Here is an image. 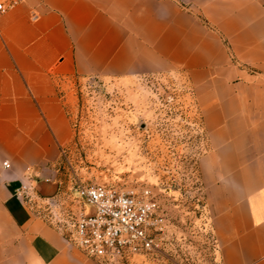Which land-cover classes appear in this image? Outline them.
<instances>
[{"label":"crops","instance_id":"obj_1","mask_svg":"<svg viewBox=\"0 0 264 264\" xmlns=\"http://www.w3.org/2000/svg\"><path fill=\"white\" fill-rule=\"evenodd\" d=\"M139 74L187 80L218 260L264 264V0H23L1 14L0 264H101L15 191L39 176L41 197L58 192L73 136L60 83Z\"/></svg>","mask_w":264,"mask_h":264},{"label":"rangeland","instance_id":"obj_2","mask_svg":"<svg viewBox=\"0 0 264 264\" xmlns=\"http://www.w3.org/2000/svg\"><path fill=\"white\" fill-rule=\"evenodd\" d=\"M60 87L73 136L53 165L59 189L44 198L36 192L40 177L31 182L50 221L74 232L83 187H148L165 213L160 247L104 264H220L198 167L207 139L187 80L74 77Z\"/></svg>","mask_w":264,"mask_h":264},{"label":"built area","instance_id":"obj_3","mask_svg":"<svg viewBox=\"0 0 264 264\" xmlns=\"http://www.w3.org/2000/svg\"><path fill=\"white\" fill-rule=\"evenodd\" d=\"M22 1L0 0V15ZM3 167L9 168L10 163L4 161ZM15 193L32 211L44 210L31 183L23 182ZM79 195L84 207L76 215L74 232L57 228L88 258L104 264L122 255L147 254L160 247L165 213L150 188L119 190L91 185L81 188Z\"/></svg>","mask_w":264,"mask_h":264}]
</instances>
